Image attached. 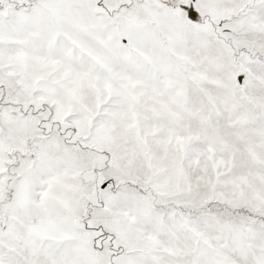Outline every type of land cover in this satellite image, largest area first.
<instances>
[{"label":"snow or ice","instance_id":"1","mask_svg":"<svg viewBox=\"0 0 264 264\" xmlns=\"http://www.w3.org/2000/svg\"><path fill=\"white\" fill-rule=\"evenodd\" d=\"M0 264H264V0H0Z\"/></svg>","mask_w":264,"mask_h":264}]
</instances>
